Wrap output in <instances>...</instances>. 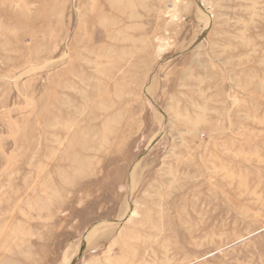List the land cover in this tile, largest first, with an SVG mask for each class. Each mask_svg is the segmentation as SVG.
I'll use <instances>...</instances> for the list:
<instances>
[{"label":"rangeland","instance_id":"374dc122","mask_svg":"<svg viewBox=\"0 0 264 264\" xmlns=\"http://www.w3.org/2000/svg\"><path fill=\"white\" fill-rule=\"evenodd\" d=\"M0 264H264V0H0Z\"/></svg>","mask_w":264,"mask_h":264},{"label":"bare ground","instance_id":"6f19581e","mask_svg":"<svg viewBox=\"0 0 264 264\" xmlns=\"http://www.w3.org/2000/svg\"><path fill=\"white\" fill-rule=\"evenodd\" d=\"M94 5V4H93ZM129 16V15H128ZM122 50V49H121ZM121 56V55H120Z\"/></svg>","mask_w":264,"mask_h":264}]
</instances>
